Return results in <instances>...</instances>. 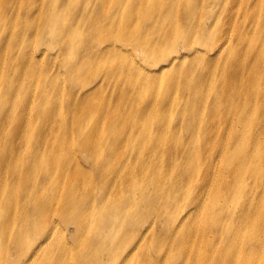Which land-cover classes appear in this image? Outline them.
Listing matches in <instances>:
<instances>
[{
    "label": "bare ground",
    "instance_id": "bare-ground-1",
    "mask_svg": "<svg viewBox=\"0 0 264 264\" xmlns=\"http://www.w3.org/2000/svg\"><path fill=\"white\" fill-rule=\"evenodd\" d=\"M39 1L37 4V0H0V127L11 123V127L17 129L2 131L0 128V186L11 196L0 197V264H29L36 258V264H94L96 261L88 260L86 252L105 253L97 264L119 258L124 260L123 264H174L171 257L183 253L187 256L188 252H197L200 259L194 262L191 256H187L185 264H229L230 252L261 250L264 210L257 212L253 204L258 206L264 201V141L260 138L264 134V11H259L261 17L257 31L260 34L255 37V42L246 37L242 40L247 49L240 64L239 57L233 55L229 58L227 44L229 26L233 24L229 17V2L235 4L237 0H222L223 4L220 0H177L176 3L174 0H63L60 4L57 0ZM209 1H216L215 5L219 3V7L227 10L224 20L220 22L215 16V11L209 8L212 4ZM192 2L196 3L195 7ZM245 6L250 8L247 3ZM199 8L213 11L209 15L214 16L215 22L198 21L194 10L199 13ZM72 20V27L66 29ZM219 30L224 32V38L220 35L214 37ZM37 40L53 49L59 44H54L55 41L59 40L69 55L76 50L74 62L63 68L79 86L64 83L60 100L54 98L57 84L52 77L53 64L60 54L52 57L44 51L46 48L37 49L34 44ZM114 42L128 45L133 53L140 51L159 62L158 68L153 70L156 74L182 69L175 71L180 76L184 69L190 72L198 67L199 70L197 83L190 82V88H184L185 84L182 86L185 99L186 94H190L187 99L188 120H184L187 127L182 125L183 119L178 120L180 124L171 127L168 138L160 132L166 129L163 124L153 128V134L133 122L126 124L131 125L133 135L139 133L140 142L147 140L155 147L159 159L153 169L146 164L152 160L141 159L138 153V150L143 151L142 146L134 147V155H129L126 161L111 162L118 140L104 138L103 131L105 127L111 129V137L115 138L117 124L124 115L122 112H126L129 105L127 100L120 101V98L131 99L136 94L132 76L136 73L146 83L157 82L155 75L146 72L143 75V70L131 63L126 69V80L124 76L111 72L102 82L89 85L88 81L93 78L91 74L104 71L107 65L109 68L117 65V61L125 60L127 56L131 58V52L115 46ZM238 48L234 49L235 55ZM225 50L226 57L219 63L217 58H221ZM189 58L191 63L183 69L182 62ZM229 61L235 66L230 75ZM241 71L243 73L239 75ZM219 73V83L213 87V79L218 78ZM245 73L243 79L248 80L244 85L245 98L248 102L255 100L262 104L255 132L249 127L252 122L249 123L248 117L244 116L246 102H242L239 111L230 109L236 85L229 79ZM165 82L171 86L173 80ZM104 84L111 89L109 96L100 91ZM65 96H68L66 100ZM93 96H99L100 102H93ZM163 100L165 104L168 101L167 104L174 105L167 98ZM165 104L161 102L160 105ZM176 105L174 107L180 110L187 107L183 106L181 99ZM99 112L108 117L93 122ZM142 113L141 109L134 114L141 116ZM230 114L237 115L239 120L232 130L235 138L229 137L232 133L229 130ZM55 118L58 125H54ZM203 119H209L207 124H203ZM42 121L45 127L39 125ZM130 122L131 119L127 123ZM47 123L50 125L46 127ZM210 123L219 130L218 138L225 139L220 155L209 147L202 152L190 146V142H178L177 137L184 132L189 134L198 126L205 127L204 135L207 136ZM24 127L28 128L24 143L34 149L23 163L28 169H33L36 149L41 144L63 140L59 149L68 151L75 140L85 152L100 154L103 165L119 170L116 178L120 179L121 189L116 198L108 201L109 197L106 198L104 193L87 205V199L81 201L78 195L74 197L81 185L78 178L88 172L75 155H72L74 163H70L73 168L71 165L64 168L65 164L55 161V171L45 167L42 179L34 180L36 184L30 190L23 185L24 177L12 182L13 176L6 173L19 156ZM91 135L98 143L91 140ZM31 138L35 141L31 142ZM43 160L48 166L49 160ZM219 161H223L221 169L214 166ZM98 166L91 168L93 175L89 181L96 179L94 174L99 170ZM27 170L23 173L27 174ZM126 170L128 174H125ZM247 174L256 176L252 185L245 181ZM98 178L105 192L107 186L102 183H109L110 179L104 172H100ZM59 180L71 190L66 188L64 191ZM133 186L142 188L138 199L130 189ZM259 188L257 198L253 190ZM231 193L238 201L236 212L229 211ZM181 200L186 202L181 204ZM238 207L241 209L237 214ZM53 213L65 225L58 237H55ZM79 217L85 221L91 219L88 231L92 235L101 234L97 237L102 243L101 249L91 241L92 238L82 243L83 246L69 242L66 234L75 231L82 234L85 230L83 221L77 222L73 232L70 229L71 219ZM134 217H151L158 223H137L131 219ZM232 221L237 227L235 232L229 225ZM11 224L18 230L13 233L14 237L7 238ZM248 225L247 234L243 228ZM257 229L260 233L256 232ZM122 230L135 233L139 241L125 247ZM110 231H117L119 236L112 237ZM31 239L34 241L30 245H22ZM21 256H24L22 260ZM251 261L252 255L247 256L245 263Z\"/></svg>",
    "mask_w": 264,
    "mask_h": 264
},
{
    "label": "rangeland",
    "instance_id": "rangeland-1",
    "mask_svg": "<svg viewBox=\"0 0 264 264\" xmlns=\"http://www.w3.org/2000/svg\"><path fill=\"white\" fill-rule=\"evenodd\" d=\"M62 1L63 0H57V3L60 4ZM157 1H159V0H157ZM176 1L177 0H174V3H176ZM197 1L199 2L200 0H197ZM39 2L40 1L37 0V4H39ZM209 2L212 3L211 1H209ZM220 2H221V4H223L222 0H220ZM246 3H247V6H250V8L245 6ZM263 3H264V0H258V1L257 0H250V1L249 0H237V2L235 4H233L232 2H229V17L232 18L231 22H233V24L229 26V36L227 39V41H229V43H227V44H229V58H231L233 55L239 57L240 64L242 63L244 57L246 56V49H247L246 46L242 44L243 38L246 37V38H248V40L252 39V42H255L254 41L255 37L258 36V34H260L257 30L259 29L258 24H259L260 17H261V14H259V11H264ZM213 4L215 5L216 1L214 3H212L209 6V8L212 9L213 11H215V16H218L217 18H219V21L221 22L222 20H224L225 17H227V12H226L227 10H224V7H219V3L215 6ZM192 5L195 7L196 3L192 2ZM213 11H209L208 8L206 9V11L200 10V8H199V13H198L197 10H194V12L198 15L197 16L198 21H202L205 19L209 23L212 21L215 22V20H216L214 18V16L209 15ZM20 19H21V17H20ZM198 21H197V23H198ZM72 24H73V20H72V23L70 25L66 26V29L71 28ZM16 27H17V25H16ZM193 30L194 29H192V31ZM83 33L85 35L88 34L87 32L85 33V30L83 31ZM217 35L222 36V38L225 37L224 32L221 30L214 33V37ZM263 36H264V34H263ZM186 39L189 40V37H186ZM45 43L46 42H44V44ZM56 43H59V44H56ZM34 44H35V47L37 49L43 50L46 48L44 51L48 52L52 57H55V54H57V53L60 54L57 57V59L55 60V63L53 64L54 74L52 76L54 79V82L57 84V89H56L57 93L55 94L54 98H56V100H60L62 98L61 89L63 88L64 83L66 85L71 83L72 85L79 86V85H77V83L74 80H71L69 78V76L67 75V73L64 71V68H63V66H66V64L70 65L71 62H74L73 57L76 54V50L74 53H72L70 55L66 54L67 48L65 49L64 43L59 41V40L55 41L54 44H56V45H54V47H55L54 49L53 48H47V46H45V45H41V42L39 40L35 41ZM114 44H115V46L122 48L125 51L131 52L132 53L131 58L133 57V60L131 61V58H129L127 56V58L125 60L121 59L120 61H117V65H113L110 68L108 67V65L105 66L104 71L101 70L97 74H91L90 73L93 78H91L88 81L89 85H94V84H98V83L102 82L104 77L107 74H110L111 72L113 74H116V75L124 76V79L126 80V69L129 67V64H131V63H133V65L135 64L137 67H139L141 70H143V75L145 72L148 73L149 75H155L157 78V82L149 81L148 83H146V81L144 79L139 78L136 73H134V75L132 76L131 81H132L133 86L136 88V94H134L131 97V99L129 97H121L120 98V101L127 100L129 102V105L127 104L128 107H127L126 112H122L124 115L121 117L122 120L119 121L117 124V129L115 130V133H116L115 138L113 139L111 137V129H106V127H105V130L103 131L104 136H105L104 138L112 139V140H118L117 151H116V154L112 156L111 162H113V161H123V162L126 161V158L129 157V155H134L133 154V152H135L134 147L142 146L143 151L138 150V153L141 154V156H140L141 159L150 158L152 160L146 164H149V166L153 169L155 166V162H157V160L159 159L158 158L159 154H155V152H156L155 147H152L148 143L147 140L140 142L141 137L139 136V133L133 135V133L130 132L131 125H126V124H132V122H133L135 126H141L142 128L146 129L150 134L154 133L152 131L153 128L155 129V128L159 127L160 124H163L166 127V129H165V131L163 130L160 132H162V134L168 138L170 136V131H172L171 127L175 126L177 124H180V122L178 120L183 119L182 125L184 127H187L184 124V120L187 119L188 112H189V105L187 104V102H188L187 99L189 98L190 94L187 93L186 99H185L184 95L182 94V86H183V84H185L184 88L192 87L190 82H192V84H193L194 82L197 81V77L199 76L198 75L199 70H198V67L196 69L190 71V72L186 71L184 69L191 63V58H189L188 60H184V62H182L183 63L182 67L184 70L181 71V73H180L181 77L175 71L176 70H182V69H174V70L171 69V70H167L169 72H167L166 74H164V73L158 74V72L156 74V73H154L153 70L158 68L159 62H156V60H154V59H150L146 54H142L140 51H135L136 53H133L132 48L129 47L128 45L123 46L118 42H114ZM235 48H238L236 55L233 53ZM78 49H80V48H78ZM207 53L209 54L210 52H207ZM226 53H227V50H225V52L223 53L221 58H217V60L219 59V63L224 61V59L226 57ZM167 55H168V53H167ZM172 55L173 54H171L169 56L171 57ZM135 65H134V67H135ZM100 68H102V67H100ZM233 68H235V66L232 64V62L229 61V75H230L231 70ZM242 73H243V71L239 72V75ZM220 75H221V73L218 74V78L214 77L213 87L218 85ZM245 75H246V73L239 76V78H236V79L230 78L229 79V82L234 81V83L236 85V88H234L235 90H234V94H233V96H235V99L232 100L233 104L230 102V109L233 108V110L236 109L239 111V110H241L242 102H246L247 104L245 106L244 116L248 117L249 123L252 122L251 124H249V127H251L253 129V131L255 132L256 127L258 126L257 119L260 116L261 111H262V110L260 111V106H262V104H261V102H257L255 100L248 102L247 98H245L243 92L246 89H244V85L248 81L246 79H243ZM184 78H187V80H185ZM169 80H173V82L171 83V86H167V82H165V81H169ZM196 83L194 85H196ZM76 89L79 90V88H76ZM100 91L104 94V96H109V94L111 93L110 87L108 85H105V84H104V88L101 89ZM51 95H53V94H51ZM67 98H68V96H65L64 99L66 100ZM164 98H167L169 101H173L174 105H176L177 101H179L181 99L183 106L186 107V105H187V107L186 108L181 107V110L178 107L176 109L174 107V105L167 104L168 101L165 104V102L163 100ZM106 99H110V98H106ZM92 101L99 103L100 102L99 96H93ZM161 102H162V104H165V105L161 106L160 105ZM139 104L141 106H138ZM231 104H232V107H231ZM142 105H144V107H142ZM141 109L143 110L142 115L141 116H135L134 113L138 110L141 111ZM252 109L258 110L260 112H256ZM103 113H108V115L110 114V112H103ZM52 115L55 116V113H52ZM104 117L107 118L108 116H106V115L102 116V114L99 112V114H97V116L94 117L93 122H96L97 120L100 121V119L104 118ZM178 117H179V119H178ZM129 119H131V122L127 123L129 121ZM208 121H209V119H203L202 120L203 124H207ZM237 121H239L237 119V115H233V114L229 115V130L230 131L235 129V127L237 126L236 125ZM39 125L41 127H45L44 121H42ZM48 125H50V124L47 123L46 127ZM54 125H58V120H56V118L54 121ZM210 126H211V129H210L207 136L204 135L205 127L198 126L195 130H190L191 132L189 134L187 132H184L183 135L177 137V140H178V142H182L183 144L190 142V146H192L195 150L200 149L202 152H204V150L207 147H209L211 150H213V152L216 155H220V151L224 147L223 141H225V139L222 138L223 140H221L220 137L218 138L219 130L214 129L213 128L214 125L212 123H210ZM0 128L2 129V131L17 130L16 128L11 127V123H8V124H6V126L0 127ZM212 130H213V132L211 133ZM27 131H28V128L24 127L23 128V134L21 137L20 147H18L19 152H20L19 156L16 158L15 162H12L8 173H6L7 176H13L12 182H16L20 177H24V179H26V181L23 183V185H27L28 190H30V188L32 186H34V183H35L34 180L40 181L42 179L41 173L45 167L46 168L48 167V168L52 169L53 171H55V167H54L55 161H59V162H62L63 164H65L64 166H62L64 168L69 167L71 165L70 163H72V164L74 163V161L72 160V155H75L76 160L78 162H80L82 164V166L88 172H87L86 176H84V177L81 176L80 178H78V182H80L81 185L78 187L77 193L74 194V197H77V195H78L80 197L79 199L81 201H83V199L86 201V199H87V203H86L87 205H90L95 200H98L101 196H103L104 193H105L106 198L109 197L108 201H111V200L116 198V194L118 193V191L120 192V189H121V186L119 183L120 179L116 178L120 173L119 170L116 168H110L109 166L106 167L105 165H103L102 158H101L100 154L94 153L92 151L85 152L83 150V146L82 145L80 146V144L77 143L75 140L73 141L72 147L68 151L66 149H64V151H61L59 149V146L62 145L63 140L55 141V142H53V140L52 141L50 140L48 142L41 144L38 147V149L35 148L37 159H36L35 165H33V169H28L25 165H23V163L25 162V158L27 156H29V154L31 152H33L34 149L28 148L27 145H25V143H24L25 137L28 136L26 134ZM92 134H94V133H92ZM211 135H212V137H211ZM135 136H137V137H135ZM229 137L235 138L234 131H232V133L229 134ZM260 138L264 141V134H262L260 136ZM91 140L94 143H98L92 135H91ZM30 141L34 142L35 139L31 138ZM26 144H28V143H26ZM1 147H2V143L0 142V148ZM43 158H47L49 160L50 163L48 166H45ZM55 158H57V160H55ZM132 160H133V157H132ZM94 164L99 165L98 166L99 170H97V168H96L97 173L94 174L96 176V179L94 177V181H93V179H91V181H89L93 175L92 174L93 171L91 170V168L93 166H95ZM214 166L218 169H221V167L223 166V161H219ZM71 167L73 168V165H71ZM262 167L264 168V164H262ZM26 170L28 172H27V174H24L23 172ZM100 172H104L108 178L111 175V177L109 178L110 179L109 183H105V182L102 183L105 186H107L105 192L102 190V188L99 184V178L97 179ZM125 174H128L127 170H126ZM255 178H256L255 174L254 175L247 174L245 176V181L247 182L248 185H252ZM116 180H117V182H116ZM59 181H60V185H63L64 191L66 188L71 190L70 186L64 185V183L61 180H59ZM124 187H125V183H124ZM130 189L133 192H135V195H136L135 197L137 198L138 192H140L142 188L141 187L136 188L135 186H133ZM86 190H89V191L84 192ZM149 190L152 191L151 188H149ZM260 190H261V188H259V190H256V189L253 190V194L256 192L255 196L257 198L260 194ZM89 193H91V195H89ZM0 197L5 199V198L11 197V196H10L9 192L7 193V192L2 191L1 186H0ZM180 202L182 204V203L186 202V200H181ZM237 206H238V201L233 198V193L229 194V211L230 212H236ZM253 208L255 210L257 209V212L263 211L264 210V201L261 202V205H258V206L254 203ZM240 209L241 208L238 207L237 214L239 213ZM256 214H254V215H256ZM51 216H54V213ZM131 219H133V221L137 222V223H142V222H148V223H155L156 222V223H158L157 219H153L151 217L147 218V219H144V218L136 219V217H134ZM54 220L56 222L55 237H58L62 232L61 229L63 230L65 225L62 224L63 222H62L61 218H59L57 215L54 216ZM79 221L84 222L85 230L82 234L78 233L77 231H75L74 233L68 234V235L66 234V236L70 238L69 242L82 245V243L87 242L89 238L90 239L92 238L91 241L93 243L97 244L99 246V248L101 249L102 243L99 242L97 239V237H99L101 234L92 235L91 232L88 231L89 226H91L90 225L91 224L90 218H87L86 221L82 217H79L75 220L71 219L69 226H70V229L72 230V232L75 229V225ZM235 221L229 222V225H232L234 232L236 231V228H237ZM93 225H95V224H93ZM226 225H228V224H226ZM17 230H18L17 227L15 225L11 224L9 226V231H8L6 237L7 238L14 237L13 233H17ZM94 230H96V228ZM243 230L248 234L249 230H250L249 225L246 226L245 228H243ZM256 232L260 233V230L257 229ZM109 233L112 237H118L119 236V233L117 231H110ZM122 233L125 237V238H123L125 247H127V246L130 247L139 241V238L136 236L135 233L125 231V230H122ZM11 240H13V239H11ZM33 241L34 240L31 239L29 241L22 242V245L24 247H27ZM218 245H216V246H218ZM263 251H264V242L262 244V249L259 250L258 252H230L229 253V264H246L245 263L246 258L249 255H252V261L250 264H264V252ZM0 252H2V249H0ZM45 252H48V251H45ZM104 254H105L104 252H86L88 260L96 261V262H94V264H97L98 261H100V259L102 257H104ZM187 256H191V258L193 259L194 262H197L200 259V256L197 252H188ZM187 256L185 255V253H183L177 257H171V259L174 260V262H175L174 264H185ZM23 257L24 256H21L20 259L22 260ZM36 259H33L29 264H36V261H38ZM123 262H124V260L122 258H119L118 260H113V261H110L109 263H104V264H113V263L123 264Z\"/></svg>",
    "mask_w": 264,
    "mask_h": 264
}]
</instances>
